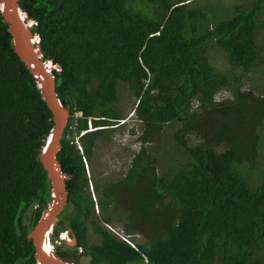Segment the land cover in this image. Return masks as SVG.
Returning <instances> with one entry per match:
<instances>
[{
	"label": "trees",
	"instance_id": "1",
	"mask_svg": "<svg viewBox=\"0 0 264 264\" xmlns=\"http://www.w3.org/2000/svg\"><path fill=\"white\" fill-rule=\"evenodd\" d=\"M138 2L163 14L148 17L130 8ZM191 3L19 0V8L37 23L32 33L40 37L43 60L61 68L53 72L56 90L71 115L115 118L117 89L123 84L146 121L148 144L158 143L164 126L182 123L172 139L185 150L189 162L184 168L157 174L158 162L144 151L127 180L129 193L137 194L125 206L99 204L104 225L123 218L128 225H169L135 247L100 227L92 202L84 203L82 163L64 133L56 159L63 174L74 177L66 182L73 207L70 227L89 264H264V179L251 189L239 171L240 163H249L258 151L264 98L238 94L240 75L264 65L255 47L256 32L264 27L258 21L264 0L236 7L233 18L214 26L201 23L204 15L190 10ZM10 41L0 17V264H33L24 218L33 213L34 226L51 200L38 155L52 115ZM209 42L225 53L229 72L219 73L210 64ZM231 80L237 83L231 90L235 99L216 105L214 95ZM97 102L101 107L94 106ZM188 135L201 142L187 145ZM90 230L99 238L97 244H87Z\"/></svg>",
	"mask_w": 264,
	"mask_h": 264
},
{
	"label": "rangeland",
	"instance_id": "2",
	"mask_svg": "<svg viewBox=\"0 0 264 264\" xmlns=\"http://www.w3.org/2000/svg\"><path fill=\"white\" fill-rule=\"evenodd\" d=\"M166 1L175 3L181 0ZM255 1L256 0H194L189 6V9L200 12L204 15V19L201 20V23H210L212 26H214L233 18L234 9L236 7H250ZM130 8L148 17L160 16L163 14L162 9L160 11L157 8H149V6L145 4L143 5L141 2L132 4ZM258 21L264 24V12L261 17H259ZM210 24L208 25L209 30L212 28ZM255 47L258 51V54L261 55L260 57L262 58V56H264V27H261L256 32ZM208 50L209 52H207V57L210 61V64L214 66L216 71L219 73L229 72L225 53L222 50L217 49L214 42H209L207 44V51ZM239 79L241 80L238 92L239 95L249 94V97L252 99L264 98V65L256 67L254 70L248 73L241 74ZM234 82L235 80L229 81L228 88L220 90L215 94L214 103L216 105L227 104L235 99V95H233L231 92V90L237 84ZM247 91L250 92L247 93ZM117 93L119 96V101L115 106L117 107L118 111L122 114H129V112L134 111L137 100L131 91L127 89L125 85L120 84L118 86ZM191 106L192 110L196 111L198 103L193 101ZM181 125V122H176L174 124L164 126L162 129V138H159L157 144H144V151H146L148 154H151L152 157L158 162V168L156 171L157 174L167 173L169 170L173 169L178 170L180 168H184L189 162L184 153L185 150L180 149L172 139L173 133L178 130ZM118 136H120V132H116L115 134L111 135L107 141L108 143H102L98 156L95 158V160L89 163L91 165L90 173L91 175L93 174V179H96L97 175L103 170H107L109 174L114 177L116 175H120L116 172L118 163L122 164L123 167L126 166L127 168L130 160L129 156L137 154L139 150L137 143H131L128 151H125V148L117 143ZM259 136H261V138L259 140L257 153L252 157L249 163H240L241 167L239 169L242 174L245 173L244 179L247 181L251 189H254L260 185L264 179V128L259 130ZM185 142L187 145L191 146L199 144L201 139L198 136L188 135L185 136ZM123 167L121 169H123ZM86 178L87 180L89 179L87 173ZM96 195L97 193L95 191V196ZM124 201L125 204L123 206H125L127 202H130L129 197L125 198ZM97 202V200L95 203L92 202V208L94 212V219L98 222L99 226L105 228L106 230L111 228L112 232L118 235L120 233L125 234V230H128L131 234L136 235L135 239L132 238L133 242L136 244L144 242L147 238L146 236L161 234V230H166L169 227V225L165 222L162 223L160 228H150L149 226L146 227V224L141 226L140 223H137L136 225H128L129 221H127L125 218H123V222L114 221L108 226L104 225L102 223V210ZM134 220L139 219L135 218ZM136 231L141 232V234L137 235ZM87 241L88 245H94L99 242V238L90 230V232L87 234ZM79 264H89V259H80Z\"/></svg>",
	"mask_w": 264,
	"mask_h": 264
},
{
	"label": "water",
	"instance_id": "3",
	"mask_svg": "<svg viewBox=\"0 0 264 264\" xmlns=\"http://www.w3.org/2000/svg\"><path fill=\"white\" fill-rule=\"evenodd\" d=\"M19 0H0V17L8 26L11 36V48L33 78L42 100L52 115V128L47 135L38 155V161L47 174L50 187V202L42 211L40 219L28 235L34 247V258L37 264H78L76 259L61 260L54 255L48 241L52 230L56 227L58 216L67 206L68 194L66 181L56 156L60 151L64 130L69 118V107L60 99L56 90V78L52 69L59 70L52 60H43V47L39 45L40 37L33 34L32 29L37 23L25 11L19 8ZM75 240L68 243L75 245ZM51 248L48 250V248ZM82 252V251H81Z\"/></svg>",
	"mask_w": 264,
	"mask_h": 264
},
{
	"label": "flooded vegetation",
	"instance_id": "4",
	"mask_svg": "<svg viewBox=\"0 0 264 264\" xmlns=\"http://www.w3.org/2000/svg\"><path fill=\"white\" fill-rule=\"evenodd\" d=\"M92 88V86H90ZM118 102L115 103L117 105ZM94 106H100L101 103L97 102ZM116 107V106H115ZM117 108V107H116ZM117 116L115 118L109 117L107 115H99V114H91L88 116L83 115L80 112H75L74 115L70 114L69 108V118L67 121V125L65 127V141L68 146L76 149L78 151V156L80 157L83 173L82 178H80V186L83 189V198L85 200L84 203L95 202L100 204V202L104 204H125V198L129 197L132 199L134 197L133 194H137L136 192L129 193L132 189L127 185V180L129 175L131 174V170L134 169L133 162L136 158L141 156L144 152V144H147L146 141V121L141 119L137 112L136 106L134 111L129 112V114H122L117 109ZM136 112L137 115V124L136 129L134 130V134L131 133L128 123L131 121V117L133 113ZM80 113V115H78ZM76 121V126H72V121ZM128 120V122H126ZM119 124H116V122ZM126 122V123H125ZM100 128V129H98ZM116 132H120V136L117 138V143L125 148V151H128L131 143H137L139 150L137 154L129 156V164L128 167L122 166V164L118 163V167L116 168V172L120 175H116L115 177L110 175L109 172L103 170L100 174L97 175L96 179H93V174L91 175V165L89 164L91 161L95 160L100 152V148L102 143H108V139L111 135ZM135 133L138 134L135 136ZM133 139V140H132ZM142 162H144V156L142 158ZM87 168L85 172V167ZM123 167V169H121ZM86 173L88 175V180L86 178ZM141 181L144 182L147 179V171L146 164L142 166L141 169ZM68 176V181L74 179L70 174H66ZM93 179V181H92ZM90 190L89 191V187ZM68 189L66 183V191ZM144 188L142 187V193ZM95 191L97 195L95 196ZM68 193V191H67ZM92 194V195H91ZM127 196V197H126ZM131 201V200H130ZM127 202L126 204H128ZM67 210L62 215L64 209ZM62 213L58 216V222L56 227L52 230L51 235L48 238L49 243L51 244L54 255L59 257L61 260L66 259H76L78 260V264L80 259L86 258L83 256L84 250L79 247L76 242L75 235L70 225L72 223V209L71 203L67 201L66 206ZM42 213V212H41ZM41 216V215H40ZM33 219V213H31L30 217L24 218V228L28 230L30 227V231L37 224L40 217L35 221L34 226H31V221ZM30 233V232H29ZM28 233V235H29ZM27 235V239H28ZM29 240V239H28ZM75 240V245L69 246L68 243H72ZM31 241V240H29ZM88 242V241H87ZM32 243V242H31ZM51 248L49 247L48 250ZM82 251V252H81ZM61 254H65V257H61ZM33 264H37L34 258V254L32 256Z\"/></svg>",
	"mask_w": 264,
	"mask_h": 264
},
{
	"label": "clouds",
	"instance_id": "5",
	"mask_svg": "<svg viewBox=\"0 0 264 264\" xmlns=\"http://www.w3.org/2000/svg\"><path fill=\"white\" fill-rule=\"evenodd\" d=\"M192 1H194V0H192ZM189 3V1L188 2H185V3H181V4H179L178 6H183L184 4H188ZM189 8V7H188ZM59 69H60V71H61V68L59 67ZM59 70H55V69H52V73L53 72H60ZM54 75V74H53ZM55 76V75H54ZM215 96V95H214ZM213 102H214V97H213ZM132 119H131V121L128 123V125H129V128H130V131H131V133L132 134H134V130L136 129V124H137V115H136V112H134L133 113V115H132V117H131ZM119 122L120 121H118V122H116V124H119ZM126 122H128V120L126 121ZM125 122V123H126ZM98 129H100V128H98ZM138 134H136L135 133V136H137ZM85 165V164H84ZM85 168H86V166H85ZM86 170H87V168H86ZM89 189H90V186H89ZM91 191V190H90ZM96 202V201H95ZM94 201H93V203H95ZM108 226V225H107ZM108 230H109V228H108ZM110 231V233L112 232L111 230H109ZM115 238H118L119 240H121V238H119V236L120 235H122L123 237H126L128 240H130V242H131V244H127V245H129V246H131V247H135L137 244H140V243H135V242H133V239L132 238H136V235H134V234H116V233H114V232H112L111 233ZM132 235V236H131ZM137 235H138V233H137ZM122 241V240H121Z\"/></svg>",
	"mask_w": 264,
	"mask_h": 264
},
{
	"label": "built area",
	"instance_id": "6",
	"mask_svg": "<svg viewBox=\"0 0 264 264\" xmlns=\"http://www.w3.org/2000/svg\"><path fill=\"white\" fill-rule=\"evenodd\" d=\"M78 115H80V113H78ZM73 126H76V124H74ZM111 230V228L109 229ZM112 231V230H111ZM119 238H121V240L127 244H131L130 240H128L126 237H123L122 235L119 236Z\"/></svg>",
	"mask_w": 264,
	"mask_h": 264
}]
</instances>
